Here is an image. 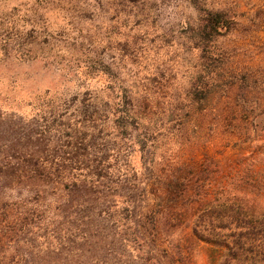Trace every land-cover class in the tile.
<instances>
[{
  "label": "rangeland",
  "instance_id": "374dc122",
  "mask_svg": "<svg viewBox=\"0 0 264 264\" xmlns=\"http://www.w3.org/2000/svg\"><path fill=\"white\" fill-rule=\"evenodd\" d=\"M209 11L223 12L234 27L214 41L217 55L229 61L219 90H226L232 72L246 74L248 95L231 88L228 97L216 94L192 111L186 94L202 69L194 44ZM3 40H9L7 57L0 55L7 145L18 135L50 128L39 150L51 155L57 131L74 121L73 97L87 92L104 101L112 92L127 93L149 145L142 151L104 125L92 147L86 140L89 150L80 151L108 154L110 167L94 171L101 177L89 187L93 195L76 197L73 205L53 188L37 198L25 188L3 189L4 199L26 201L23 216L33 229L17 248H0V264H216L214 247L192 234L202 200L174 207L158 234L142 232L148 245L140 244L134 229L144 222L149 228L144 215L161 190L158 176L175 164L198 168L210 156L227 174L241 154L264 145V132L253 121L264 109V0H0ZM150 248L154 259L146 261Z\"/></svg>",
  "mask_w": 264,
  "mask_h": 264
},
{
  "label": "trees",
  "instance_id": "16d2710c",
  "mask_svg": "<svg viewBox=\"0 0 264 264\" xmlns=\"http://www.w3.org/2000/svg\"><path fill=\"white\" fill-rule=\"evenodd\" d=\"M232 28L233 22L223 12L209 11L201 17L194 48L200 52L202 69L192 78L186 94L192 111L202 109L203 103L216 94L228 97L231 88L240 89V92L243 91L241 94L248 95L242 86V82L249 79L246 74L232 72L228 75L231 81L226 90L223 93L219 90L222 77L229 68L221 71L229 65V61L223 57L225 54L217 55L214 41ZM8 42L3 40L0 43L2 58L7 57ZM212 76L216 77V80L213 79L215 84L210 82ZM238 82H241L240 86ZM123 94L117 96L112 92L105 101L98 92H87L83 96L76 94L73 97L77 107L74 121L57 131L60 140L51 155L39 149L45 137L52 134V129L43 128L18 135L14 144L9 146L8 121L6 117L0 118V248L7 244L17 248L24 235L33 229L23 216L26 214L23 208L26 201L4 199L3 189L25 188L37 198L46 196L47 188H53L61 190L73 205L74 198L93 195L89 187L99 182L101 177L94 171L110 167L109 164L106 166L110 159L108 154L97 158L90 152L80 151L89 150L90 145L86 144V140L90 141L92 147V138L104 125L112 127L124 140L138 142L142 151L148 148L149 141L141 138L145 134V126L139 121L133 100L127 93ZM234 111L239 112L240 109ZM263 114L264 109L253 120L254 129L262 133L264 125L260 126V123L263 122ZM133 131L136 135H133ZM140 138L141 141H138ZM10 147H18L22 152L12 155ZM158 177L161 190L156 193L154 207L144 215L150 226L148 228L146 222L138 223L134 229L140 244L148 245L142 232L158 234L160 223L170 217L174 207L188 200H202L204 203L195 217L192 234L214 247L217 252L215 263L264 264V145L248 155L241 154L237 165L227 174L223 173L217 160L208 156L198 168L175 164L164 176ZM105 193L102 192V196L108 195ZM126 201L129 202L128 199ZM126 209L127 206L124 207ZM31 247L27 246L33 250ZM153 253L154 249L150 248L143 258L151 261L154 259ZM5 258L2 256L3 260Z\"/></svg>",
  "mask_w": 264,
  "mask_h": 264
},
{
  "label": "clouds",
  "instance_id": "9594fccd",
  "mask_svg": "<svg viewBox=\"0 0 264 264\" xmlns=\"http://www.w3.org/2000/svg\"><path fill=\"white\" fill-rule=\"evenodd\" d=\"M10 8H11V5H5V10H10ZM190 10H193V9H190Z\"/></svg>",
  "mask_w": 264,
  "mask_h": 264
}]
</instances>
